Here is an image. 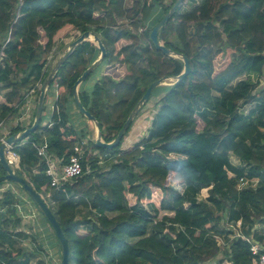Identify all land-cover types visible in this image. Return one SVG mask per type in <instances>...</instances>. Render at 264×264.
Instances as JSON below:
<instances>
[{
    "label": "trees",
    "instance_id": "1",
    "mask_svg": "<svg viewBox=\"0 0 264 264\" xmlns=\"http://www.w3.org/2000/svg\"><path fill=\"white\" fill-rule=\"evenodd\" d=\"M176 1L0 0V123L45 82L56 43L72 31H91L107 50L105 64L126 67L120 79L104 76L87 89L89 77L79 88L104 141L112 142L148 86L184 70L183 61L167 57L150 39ZM142 28L147 41L137 34ZM159 38L189 58L191 72L152 93L150 99L167 89L146 137L120 153L123 140L105 150L88 139L82 174L61 190L51 187L47 163L34 144L47 143L49 154L64 164L76 143L88 137L72 124L73 89L100 50L84 42L50 86L47 97L55 85L61 94L53 113L46 114V105L36 132L15 144L18 173L56 215L68 239L70 264H257L250 243L235 236L234 228L241 222L242 236L264 247V86L257 89L264 79V0H184ZM120 42L129 44L118 49ZM32 124L11 128L10 135ZM231 156L241 166L233 165ZM169 169L180 172L182 192L169 188ZM242 178L257 179V187L239 191ZM14 204V195H1L0 208ZM0 235V264H46L47 249L12 248L13 234L0 229Z\"/></svg>",
    "mask_w": 264,
    "mask_h": 264
},
{
    "label": "water",
    "instance_id": "2",
    "mask_svg": "<svg viewBox=\"0 0 264 264\" xmlns=\"http://www.w3.org/2000/svg\"><path fill=\"white\" fill-rule=\"evenodd\" d=\"M184 0H177L172 8L164 15V17L161 19V21L154 27V29L151 31L150 39L152 43L154 44L155 48L158 51H161L166 55L167 57H172L179 59L183 61L184 63V70L179 76H173V77H162L153 83H151L142 98L139 100L135 108L130 113L129 117L123 124L122 128L118 132L116 138L112 142H105L103 139V134L100 129V125L96 118L84 107L80 100L79 95V88L82 83H84L93 73L97 71L99 66L104 61L107 50L101 41L100 37L94 34L91 31H87L82 33L77 39L72 41L68 47V49L64 52V54L59 58V60L56 62L52 70L50 71L47 79L42 84L40 94L38 97L37 107H36V113L34 117L33 124L19 132L13 135H9L5 141L0 143V164L2 168L5 171V174L0 176V183L3 182H9L14 185H17L23 189L27 193V195L31 198L34 204L38 207V210L43 215V217L48 221L50 227L52 228L54 234L56 235L60 246H61V252H62V260L61 264H70V247L68 243V239L66 238V235L59 223V221L56 218V215L54 214L51 207L46 203L43 196L34 188V186L25 179L18 171H16L7 161L6 159V150L8 146L15 145L18 142L26 139L30 135H32L36 130L39 128L43 114H44V108L46 104V97L48 94V91L50 89L51 84L53 83L56 74L62 67V65L68 60V58L71 56V54L76 50L78 46L83 44L84 42H94L97 43L98 49L101 51L100 56L98 59H96L95 62H93L81 75V77L76 81L73 89V98L74 103L81 115H83L86 119L90 120L96 129V138H95V145L98 148L105 149V150H112L119 146V144L122 142L124 137L126 136L128 130L132 126L135 119L138 117V115L141 113V111L144 109L146 104L149 102L150 97L152 93L160 86L166 85V82L169 79H173L174 81L169 86L176 85L183 81L191 72V66L189 58L183 54H179L172 49H169L166 47L160 40L159 34L162 31L163 27L166 25V23L172 18V16L176 13L178 8L183 4Z\"/></svg>",
    "mask_w": 264,
    "mask_h": 264
},
{
    "label": "rangeland",
    "instance_id": "3",
    "mask_svg": "<svg viewBox=\"0 0 264 264\" xmlns=\"http://www.w3.org/2000/svg\"><path fill=\"white\" fill-rule=\"evenodd\" d=\"M199 1H201V0H199ZM167 3H170V0H167ZM188 10L189 9L186 6V8H184V11H188ZM118 24L124 25L125 22L119 21ZM146 29L147 28L140 29L139 32H137V34H139L142 38H146V41H147V35H144L145 34L144 32L146 31ZM80 35L81 34L79 32L72 31V32L68 33L67 35H65L62 40H59L56 43L55 48L53 49V51L51 52V54L49 56L50 57L49 63H48L49 64L48 65L49 71L52 70V68L54 67L56 62L59 60V58L68 49L70 43L72 41H74L75 39H77ZM92 43L97 46V43H94V42H92ZM128 44H129L128 42H120L117 45V48L120 49L122 46H126ZM125 68L126 67L124 65H120V64L107 65L102 70L100 68L94 74H92L90 76L89 80L85 82L84 86H86L87 89H91L94 86V84L96 83V80H99V78L103 74L102 72H104L107 75H111L117 79L122 78L126 73ZM173 81H174L173 79H169L166 82V85H164V86H169L168 84L172 83ZM259 84L260 83L258 82L257 89H260L262 86H264V79L261 81L260 87H259ZM166 90H167L166 87H162V89H161L162 92L160 94L163 95L166 92ZM162 95L158 94V97H153L150 99V101L147 103V105L144 107V109L141 111V113L138 115V117L133 122L132 128L130 130L131 132H129L128 135H126L124 137L123 142L121 143V146H120L121 149L118 151V153H120L122 151H129L134 146V144L141 141L144 137L147 136V131L150 128V125H151V122H152V119H153L155 113L158 110V107H159L158 103L160 101V98H162L161 97ZM37 101H38V93H37V96L34 100V106L35 107H37ZM242 103L243 102L240 103L241 106H242ZM73 113H75V115L72 117V124L74 126L83 127L84 130L88 133L87 139H91V140L95 141L96 129L94 127V124L90 120L86 119L83 115H81L79 113V111L77 110V108L75 106V103H73ZM32 118H33V116H32ZM33 121H34V118H33ZM118 153H115L113 156H116ZM51 160L54 163L58 162L52 156H51ZM108 163L109 162H103V165L105 167H108ZM56 167L60 168L59 165H57V164H56ZM7 184H9V182H3L0 184V187L6 186ZM180 187L182 188L181 185H180ZM15 189L18 190V192L23 196V198L26 201L30 202L33 206H35L33 201L31 200V198L27 195V193L25 191H23V189H21L20 187L18 188L16 185H14L13 191H15ZM36 213L38 216H40L44 219L43 215L39 212L38 209H36ZM44 221H46V220L44 219ZM46 225H47V229L50 233L49 235L52 237H56L47 221H46ZM31 234H28L27 238L24 241H17L16 243H13L12 240L9 241V246L12 247L14 245L12 248L22 249V250H28V249L32 250L35 247V245L37 246L39 244L40 240H41V244H43L44 242H46V244H47L48 237H46L45 238L46 240H44L43 237L40 238L39 236L33 243L31 240V237H33V235H31ZM36 235H38V234H36ZM133 242H134V240H133ZM56 246H58L57 249H55L53 247L50 248L49 254L51 255V259L49 261H51V264H61L62 252H61V249L59 248L60 244L58 245L57 239H56ZM37 261H38V259H35L33 263H36Z\"/></svg>",
    "mask_w": 264,
    "mask_h": 264
},
{
    "label": "built area",
    "instance_id": "4",
    "mask_svg": "<svg viewBox=\"0 0 264 264\" xmlns=\"http://www.w3.org/2000/svg\"><path fill=\"white\" fill-rule=\"evenodd\" d=\"M1 56H3V53H1ZM50 59V57H49ZM42 84L38 83L34 88H32L30 91L26 93V103L25 105L18 111L20 112V117L23 116L22 118H19V122H23L28 119H30V114L34 113L36 110V107L34 106V100L35 97L37 96V93L41 90ZM59 86L55 85L54 89L55 90V95L53 96V92L50 94L48 98L53 96L52 101L50 102V115L53 113V102L59 98L61 95L59 92ZM52 90V91H53ZM35 96V97H34ZM34 98V100H33ZM46 101V103H47ZM35 108V109H34ZM21 110L23 111V115L21 113ZM33 116V115H32ZM49 119L43 124L47 125L49 123ZM4 123H0V143L5 141V139L10 135V132L4 128ZM19 125V124H18ZM17 127V126H16ZM34 146L37 148L38 155L44 159L47 163V175L51 178V187L55 188L56 190H61L62 185L64 183H67L71 181L72 179L80 176L82 174V158L84 157V154L86 152V149L88 147V139H82L79 140V142L76 143L74 147V153L70 156L68 162L62 163L61 160H58L57 163L52 162L51 160V155L49 154L48 150V144L43 143ZM6 159L8 163L16 170L19 171L21 170V158L20 155L15 151V145L8 146L6 150ZM56 164L59 165L60 168L56 167ZM258 184L257 179L249 180V179H240L239 184H238V190H243L246 188H256ZM204 197L203 195H200V200H203ZM16 209L18 210V213L20 214L21 217L27 218L28 215L25 213L23 210V207L21 206H16ZM241 222H238L236 224V228H234L235 236L237 237H242L244 240H246L248 243H250L251 247V252L252 254L256 257L257 264H264V247L262 244L259 242L255 241L253 238H246L245 236H242L241 233ZM220 246H224L223 242H219ZM45 249H47L45 247ZM49 256V253L48 255Z\"/></svg>",
    "mask_w": 264,
    "mask_h": 264
},
{
    "label": "crops",
    "instance_id": "5",
    "mask_svg": "<svg viewBox=\"0 0 264 264\" xmlns=\"http://www.w3.org/2000/svg\"><path fill=\"white\" fill-rule=\"evenodd\" d=\"M52 92H53V96H54L55 90H53ZM53 96L49 97L47 103L45 104V105H47V108H48L47 113H46L47 115H50V102L52 101ZM33 100H34V98H33ZM21 113L23 115L22 110H21ZM72 114L75 115V113H72ZM19 115H20V112H18L17 114H14L11 118H9L7 121H5L4 128H6L7 131L10 132L11 128L18 126V124L21 126L28 127L32 123V121H33L32 112L30 114V119L27 118V120L24 121L23 124H22V122H19V118H22L23 116L20 117ZM231 162L235 166H241V164H242L241 161L234 156H231ZM13 186L14 185L9 183L6 186L0 187V198L4 192H7L9 194L14 195L15 201H16V204H14L13 207H11V208H8V207L0 208V229H2V230L4 229V230L12 233L13 234V235H11L12 241H24L27 238V235L31 234V233H32L31 235H33L36 239L38 238V236L40 238L43 237L44 240H46L45 238L48 237L47 244H46V242L41 244V240H40V242L38 241L39 242L38 245L42 246L43 248L46 247L48 250V253H50V248H52V247L57 249L58 246H56V238L49 235L50 233L47 229L46 221H44V219L42 217L37 215V213H36L37 208H35V206H33L30 202L26 201L23 198V196L18 192L17 189H15V191H13ZM18 205L23 207V210L28 215L27 218L21 217L22 215L20 216V214L18 213V210L16 209V206H18ZM4 221H6V223L3 224ZM17 233H23L25 235L24 239H19V238L15 237L14 235ZM36 234H38V235H36ZM1 238H2V236L0 235V239ZM35 247H36V245H35ZM35 259H37V258H35ZM42 259H44L46 261V264H51V261H49L51 259L50 254H49V256H43Z\"/></svg>",
    "mask_w": 264,
    "mask_h": 264
},
{
    "label": "clouds",
    "instance_id": "6",
    "mask_svg": "<svg viewBox=\"0 0 264 264\" xmlns=\"http://www.w3.org/2000/svg\"><path fill=\"white\" fill-rule=\"evenodd\" d=\"M181 165H177V169H180ZM177 169L168 170L167 183L169 188L175 189L177 192H182L184 188L180 187V172Z\"/></svg>",
    "mask_w": 264,
    "mask_h": 264
},
{
    "label": "flooded vegetation",
    "instance_id": "7",
    "mask_svg": "<svg viewBox=\"0 0 264 264\" xmlns=\"http://www.w3.org/2000/svg\"><path fill=\"white\" fill-rule=\"evenodd\" d=\"M95 47L98 48V46H96V45H95ZM123 47H125V46H122L121 48H123ZM100 54H101V51H100ZM100 54H99V56H100ZM106 55H107V54H106ZM99 56H98V57H99ZM104 60H105V59H104ZM105 66H107V65H106L105 62L103 61L102 64L99 66L98 69L101 68V70H102ZM98 69H97V70H98ZM102 73H103V74L101 75L100 78H102V77H104V76H108V75L105 74L104 72H102ZM93 74H94V73H93ZM110 76H111V75H110ZM112 77H113V76H112ZM100 78H99V79H100ZM114 78H115V77H114ZM115 79H117V78H115ZM119 79H120V78H119ZM97 81H99V80H96V82H97Z\"/></svg>",
    "mask_w": 264,
    "mask_h": 264
}]
</instances>
